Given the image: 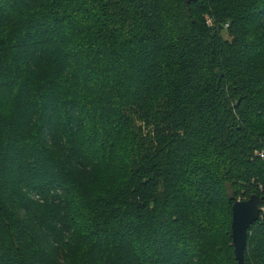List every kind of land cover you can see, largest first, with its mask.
Returning a JSON list of instances; mask_svg holds the SVG:
<instances>
[{
	"label": "trees",
	"instance_id": "1",
	"mask_svg": "<svg viewBox=\"0 0 264 264\" xmlns=\"http://www.w3.org/2000/svg\"><path fill=\"white\" fill-rule=\"evenodd\" d=\"M260 150L264 0H0V264H236L252 194L264 264Z\"/></svg>",
	"mask_w": 264,
	"mask_h": 264
},
{
	"label": "water",
	"instance_id": "2",
	"mask_svg": "<svg viewBox=\"0 0 264 264\" xmlns=\"http://www.w3.org/2000/svg\"><path fill=\"white\" fill-rule=\"evenodd\" d=\"M258 201V196L252 194L247 199L235 200L231 204L229 236L236 264H244L242 254L246 243V231L258 218Z\"/></svg>",
	"mask_w": 264,
	"mask_h": 264
},
{
	"label": "rangeland",
	"instance_id": "3",
	"mask_svg": "<svg viewBox=\"0 0 264 264\" xmlns=\"http://www.w3.org/2000/svg\"><path fill=\"white\" fill-rule=\"evenodd\" d=\"M137 124H138V125L144 130V131H146L147 128H148V127H144V126H143V123H142L141 121H137ZM257 207H258V208L260 207V208H261V209H260L261 211L263 210V207H262V206H258V205H257ZM258 215H259V213H258ZM229 232H230V230H229Z\"/></svg>",
	"mask_w": 264,
	"mask_h": 264
},
{
	"label": "built area",
	"instance_id": "4",
	"mask_svg": "<svg viewBox=\"0 0 264 264\" xmlns=\"http://www.w3.org/2000/svg\"><path fill=\"white\" fill-rule=\"evenodd\" d=\"M257 155H258L261 159L264 158V154H263V151H262V150L258 151ZM259 210H260V209H259Z\"/></svg>",
	"mask_w": 264,
	"mask_h": 264
},
{
	"label": "bare ground",
	"instance_id": "5",
	"mask_svg": "<svg viewBox=\"0 0 264 264\" xmlns=\"http://www.w3.org/2000/svg\"><path fill=\"white\" fill-rule=\"evenodd\" d=\"M260 213V212H259Z\"/></svg>",
	"mask_w": 264,
	"mask_h": 264
}]
</instances>
